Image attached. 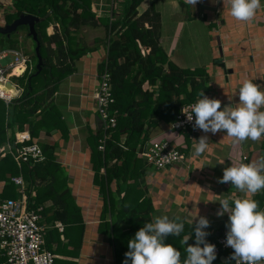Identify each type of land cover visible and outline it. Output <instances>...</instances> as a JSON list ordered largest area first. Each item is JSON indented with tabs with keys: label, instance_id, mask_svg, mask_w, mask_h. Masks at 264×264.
I'll return each mask as SVG.
<instances>
[{
	"label": "trees",
	"instance_id": "trees-1",
	"mask_svg": "<svg viewBox=\"0 0 264 264\" xmlns=\"http://www.w3.org/2000/svg\"><path fill=\"white\" fill-rule=\"evenodd\" d=\"M144 1L124 0L117 10L113 9L110 17L105 18L93 12L91 0H13L12 11L5 15L7 23L23 14L34 15L40 20L35 23L36 49L29 67L22 76L15 77L23 89L22 95L9 104L0 98V147L16 142V133L28 129L31 140L27 144L39 142L46 159L24 164L21 171L13 156L6 153L0 159V178L7 181L8 191L15 188L12 177L22 173L29 187L36 188L33 205L51 202L43 212L46 221L63 222L67 239L61 241L59 231L51 230L47 247L55 253L64 247L69 253L78 254L85 225L66 171L55 154L57 146L39 137L42 130L49 136L55 131L65 138L70 136L68 123L54 97L63 80L76 71L79 61L96 50L99 42L103 45V60L94 71L95 90L99 87L100 75L106 71L114 98L110 109L116 111L117 125L107 132L100 129L92 133L89 144L94 181L105 199L100 230L111 234L116 264H123L125 253L129 251L128 242L153 219L154 207L147 187L143 186L146 161L140 157V148L161 120L170 124L182 106L198 100L200 93L208 92L206 68H181L169 59L160 41L161 13L153 4L142 9ZM51 23H56L57 27L53 34L47 31ZM101 26L105 28V36L98 38L94 46L79 35L85 27ZM21 28L28 27L20 25L15 31L0 34V49H19L15 35ZM180 131L191 137L189 131ZM105 133L108 140L105 151H101L99 143ZM114 182L116 190L112 187ZM11 193L10 197H16L13 191ZM255 200L260 210H264V190ZM228 220L226 217L224 227ZM184 224L180 236H169L166 240L178 251L182 249L181 261L186 257L183 237L192 235L189 244H195L194 225ZM205 231L210 233L206 237L209 243L216 238L218 230ZM54 235L59 238L56 250L53 248ZM223 255L228 257L226 261L220 255L213 264H235L228 252ZM4 261L0 251V264Z\"/></svg>",
	"mask_w": 264,
	"mask_h": 264
},
{
	"label": "crops",
	"instance_id": "crops-1",
	"mask_svg": "<svg viewBox=\"0 0 264 264\" xmlns=\"http://www.w3.org/2000/svg\"><path fill=\"white\" fill-rule=\"evenodd\" d=\"M123 1L91 0V6L93 12L106 18ZM12 3L13 0H0V34L18 19L10 23L6 21L5 15L12 11ZM151 4L161 13L160 41L169 59L181 68H206L209 81L205 95L219 99L221 110L233 102H239V88L246 80L261 85V90H264V0H261V8L249 22L231 17L230 6L225 7L223 0H199L196 6L185 3V0H145L141 8L145 9ZM25 15L28 14L20 17ZM36 18L35 23L40 20L39 17ZM20 25L28 28L17 31L15 37L19 43L18 48L22 51L28 45L32 49L36 35L29 24ZM56 28V23H51L47 31L53 34ZM96 30L99 32L93 33L92 44H89L91 46L96 44L98 38L105 36L103 26L95 28L94 31ZM98 48L79 61L76 71L63 80L54 97L68 123L70 136L65 138L59 131L49 136L42 130L39 137L43 142L57 146L55 154L66 171L69 185L82 210L85 225L78 254L69 253L64 247H60L56 253L52 250L57 264H116L111 234L100 230L105 199L99 185L94 181L92 149L89 144L91 134L99 131L102 124L93 99L97 87L94 71L104 57V47L100 42ZM22 52L31 58L30 51ZM260 111H264V107ZM167 123L161 120L148 140L167 138L186 153V158L164 170H157L145 162L143 186L147 187L148 197L154 207L153 218L163 215L170 218L179 216L184 223L194 225L195 219L203 216L210 221V227L205 230H220L224 227L228 214L222 217L216 215L221 207L218 200L225 196L235 200L244 198L245 194L235 188V191L232 190L230 183H219L218 179L222 178L224 168L230 167L231 163H251L264 158V134L259 141L249 139L234 143L233 138L227 136L226 132L215 135L201 132L190 137L186 132L170 130ZM17 133H28L31 136L28 129ZM202 135L209 137L208 148L200 156H194L193 144L196 141L193 139L198 140ZM7 152V144L0 147V159ZM112 185L116 190V183ZM7 186V181L0 178V202L15 198L10 197L13 195L12 191L14 194L18 193L16 185L14 189L6 191ZM34 189L36 190L35 187ZM124 189L123 185L122 191ZM263 190L256 194L248 193L247 198L255 200ZM45 204L47 208L51 202ZM42 222L48 226V234L57 229L61 241H67L65 230L60 232L54 226L55 222L48 223L45 215ZM55 239L59 241V238ZM57 247L58 242L54 240V250ZM222 259L226 261L228 257L222 255Z\"/></svg>",
	"mask_w": 264,
	"mask_h": 264
},
{
	"label": "clouds",
	"instance_id": "clouds-1",
	"mask_svg": "<svg viewBox=\"0 0 264 264\" xmlns=\"http://www.w3.org/2000/svg\"><path fill=\"white\" fill-rule=\"evenodd\" d=\"M199 0H185V3L196 6ZM224 6L229 7L231 17L238 21H251L261 0H223ZM239 102H233L221 110V101L212 99L200 93V98L185 108L183 113L187 121H193L194 129L204 133L226 132L233 138L234 143L247 140L259 141L264 134V90L261 85L252 80H246L239 88ZM229 100H231L229 98ZM193 155L200 156L209 145V137L202 135L198 140L193 139ZM221 184L230 183L244 198L232 200L230 196L219 199L221 205L216 215L222 217L228 214L226 224V246L233 249L230 260L235 264H261L264 261V210H260L259 202L247 198V194H256L264 189V158L251 163H231L223 170ZM231 202V204H230ZM231 205H234L232 207ZM185 224L181 217L168 215L156 216L151 222H146L128 242L123 264H213L217 258L216 245L206 239L210 221L203 216L195 219L193 231L195 244H189L191 236H184L182 243L186 245V257L181 261V252L172 244L166 243L169 236H180ZM193 233V232H192Z\"/></svg>",
	"mask_w": 264,
	"mask_h": 264
},
{
	"label": "built area",
	"instance_id": "built-area-1",
	"mask_svg": "<svg viewBox=\"0 0 264 264\" xmlns=\"http://www.w3.org/2000/svg\"><path fill=\"white\" fill-rule=\"evenodd\" d=\"M29 61L30 58L19 49L0 50V98L7 104L22 95L23 89L13 81V78L22 76L27 71ZM9 82H12L13 86ZM93 98L101 117V130L107 132L108 129L116 127V111L110 109L114 98L110 77L106 71L100 75L99 87ZM196 102L197 100L181 107L175 121L170 123V130L189 131L191 136L203 132L193 127L195 114L193 113V121L188 122L182 111L183 108L190 111V106ZM30 140L31 136L28 133H16V142L7 143V153L13 156L21 171L24 164H35L46 159L40 143L27 144ZM107 140L108 136L105 133L99 143L101 151H105ZM121 145L126 148L123 142ZM139 154L149 166L157 170H164L183 162L186 158V153L167 138L147 140L140 148ZM12 181L18 187L19 197L0 202V250L6 259L2 264H56V255L47 247L48 226L42 222L46 204L33 205L32 198L36 196V190L34 185L29 187L22 173L13 176ZM54 226L60 232L65 230V224L61 221L55 222ZM218 231L220 234L210 243L216 245L217 256L228 252L231 257L233 249L226 246L228 229L223 227ZM261 264H264V261Z\"/></svg>",
	"mask_w": 264,
	"mask_h": 264
},
{
	"label": "rangeland",
	"instance_id": "rangeland-1",
	"mask_svg": "<svg viewBox=\"0 0 264 264\" xmlns=\"http://www.w3.org/2000/svg\"><path fill=\"white\" fill-rule=\"evenodd\" d=\"M87 28V31H84V29H86ZM95 30V28H91V27H85V28H83L82 30H81V32H80V37H82L83 39H84V41L87 43V44H92V40H93V36H94V34L93 33H95V32H99V30H96V31H94ZM35 41H33V44H32V49L28 46V45H26L25 47H24V49L23 50H26V52H28V51H30V54L31 55H33L34 54V50H35ZM31 49V50H30ZM97 49H99V48H97ZM96 49V50H97ZM22 50V51H23ZM35 61V60H34ZM35 63H36V61H35ZM13 81L14 82H17L18 83V79L17 78H13ZM164 121H166V120H164ZM166 122H168V121H166ZM167 124H169V122L167 123ZM169 127H170V124H169ZM15 198H18L19 197V193H16L15 194ZM54 240L56 241V242H58L56 239H55V235H54ZM1 251V250H0ZM1 254H2V252H1ZM5 261H6V259H5ZM57 264V263H56Z\"/></svg>",
	"mask_w": 264,
	"mask_h": 264
},
{
	"label": "water",
	"instance_id": "water-1",
	"mask_svg": "<svg viewBox=\"0 0 264 264\" xmlns=\"http://www.w3.org/2000/svg\"><path fill=\"white\" fill-rule=\"evenodd\" d=\"M36 20H37V18L35 16H32L31 14L22 16V17L18 18L14 23H12V25H8L6 30L2 31V33H10L12 31H15L17 26L20 25V24H29L30 27H31L32 32L35 34V21ZM37 50H38V47H37ZM40 65H41V63H40ZM9 84L11 86H13L12 82H9ZM262 154H263V157H264V150L262 151ZM219 234H220V231L217 232V235H219Z\"/></svg>",
	"mask_w": 264,
	"mask_h": 264
}]
</instances>
